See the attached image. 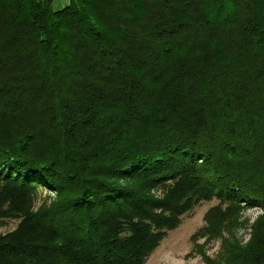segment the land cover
<instances>
[{"label": "trees", "instance_id": "1", "mask_svg": "<svg viewBox=\"0 0 264 264\" xmlns=\"http://www.w3.org/2000/svg\"><path fill=\"white\" fill-rule=\"evenodd\" d=\"M54 1L0 0V264H146L214 200L203 261L264 264V0Z\"/></svg>", "mask_w": 264, "mask_h": 264}, {"label": "rangeland", "instance_id": "2", "mask_svg": "<svg viewBox=\"0 0 264 264\" xmlns=\"http://www.w3.org/2000/svg\"><path fill=\"white\" fill-rule=\"evenodd\" d=\"M70 0H55L53 8L55 11L64 9L69 5ZM158 196L162 195L160 190ZM51 193L41 192L38 197V204L41 203ZM219 204L217 200L208 203H201L193 211L183 216L180 227L168 233L165 240L157 250L148 258L146 264H206L199 252H204L211 259H222V240L228 236L222 231V235L210 234V238L196 237L200 230L206 225V214ZM263 215L261 208L242 209L233 214V218L239 221L235 228L234 240L240 245H247L251 239L252 227ZM18 222L3 219L0 223V234L6 235L13 232L18 227ZM209 234V233H208Z\"/></svg>", "mask_w": 264, "mask_h": 264}]
</instances>
